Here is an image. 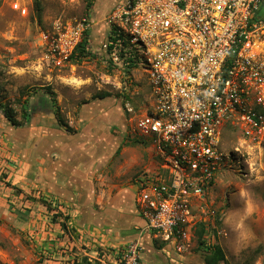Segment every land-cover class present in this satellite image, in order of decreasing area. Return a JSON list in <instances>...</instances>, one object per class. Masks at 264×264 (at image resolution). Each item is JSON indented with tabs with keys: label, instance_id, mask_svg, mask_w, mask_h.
<instances>
[{
	"label": "rangeland",
	"instance_id": "rangeland-1",
	"mask_svg": "<svg viewBox=\"0 0 264 264\" xmlns=\"http://www.w3.org/2000/svg\"><path fill=\"white\" fill-rule=\"evenodd\" d=\"M97 1L41 0L38 20L33 0H0V100L22 124V91L49 87L56 114L37 112L18 128L0 117V264H123L119 253L139 235L142 264H203L194 235L200 224L225 264H264V136L245 137L235 120L220 129L223 167L182 234L164 241L138 223L134 185L162 169L152 144L132 130L150 99L145 76L109 69L98 31H90L91 56L80 62L53 63L40 40L105 13ZM102 93L110 97H96ZM251 108L264 117V88ZM65 217L69 233L60 227Z\"/></svg>",
	"mask_w": 264,
	"mask_h": 264
},
{
	"label": "built area",
	"instance_id": "built-area-1",
	"mask_svg": "<svg viewBox=\"0 0 264 264\" xmlns=\"http://www.w3.org/2000/svg\"><path fill=\"white\" fill-rule=\"evenodd\" d=\"M264 0H125L102 18L108 66L127 76L141 71L150 99L133 133L152 144L161 171L134 185L145 232L177 238L205 201L225 157L222 126L235 120L247 138L264 136V117L251 99L264 88ZM84 19L41 43L54 63L67 60L92 29ZM260 45L251 54L250 45ZM126 112L133 114L132 108ZM140 235L119 253L140 262Z\"/></svg>",
	"mask_w": 264,
	"mask_h": 264
},
{
	"label": "trees",
	"instance_id": "trees-1",
	"mask_svg": "<svg viewBox=\"0 0 264 264\" xmlns=\"http://www.w3.org/2000/svg\"><path fill=\"white\" fill-rule=\"evenodd\" d=\"M92 3H87V9H91ZM33 11L38 20L41 18V14L43 11L41 0H33ZM77 46L74 51V54L70 57L71 60L75 62H80L88 56H91V46L89 45V36ZM111 69V68H109ZM45 93L38 95L35 89H32L31 92L27 90L22 91L21 96L25 97V100L20 104V112H21V120L22 124H19L16 120L15 112L10 108L8 103L2 98L0 100V117L13 128L18 127H27L33 119V116L37 114V112L41 114H47L48 117L55 116L54 106H55V95L49 87L44 88ZM100 100H104L109 98L110 95L106 93L98 94L96 96ZM58 122L61 127L66 128V132H71L70 128L58 118ZM138 223H141L143 226L145 225L144 220L138 215L137 212ZM65 222L60 224V227L67 233L68 232V224L70 223V218L65 217ZM69 233V232H68ZM205 227L203 224L198 226V229L194 231L195 237L198 240V253L199 259L203 264H225L226 259L222 248L219 246H210L206 243L204 234ZM85 264H88L86 260Z\"/></svg>",
	"mask_w": 264,
	"mask_h": 264
},
{
	"label": "crops",
	"instance_id": "crops-1",
	"mask_svg": "<svg viewBox=\"0 0 264 264\" xmlns=\"http://www.w3.org/2000/svg\"><path fill=\"white\" fill-rule=\"evenodd\" d=\"M106 2H109L110 3V5H108V4H106ZM119 1H115V2H112V1H109V0H98L96 3L97 4H101V10H104V9H106V11H105V13H103L102 14V12H100L99 14H97L96 15V17H95V19L93 20V19H91V21H92V31H95V36H97L96 34H97V31H98V40H100L101 39V37L100 36H106V33H107V31H106V25L105 24H103L102 23V19H100L102 16L104 17L105 15H106V13L109 11V9L111 8V7H113L115 4H117ZM95 3V4H96ZM101 16V17H100ZM90 17H92V16H90ZM96 18H98V19H96Z\"/></svg>",
	"mask_w": 264,
	"mask_h": 264
},
{
	"label": "bare ground",
	"instance_id": "bare-ground-1",
	"mask_svg": "<svg viewBox=\"0 0 264 264\" xmlns=\"http://www.w3.org/2000/svg\"><path fill=\"white\" fill-rule=\"evenodd\" d=\"M249 48L250 53L255 55L258 54V48H260V45H250ZM262 48H264V45H262Z\"/></svg>",
	"mask_w": 264,
	"mask_h": 264
}]
</instances>
